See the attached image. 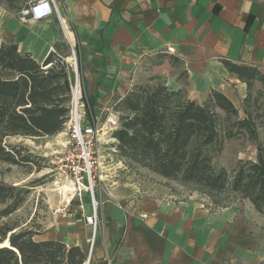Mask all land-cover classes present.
<instances>
[{
  "label": "crops",
  "instance_id": "crops-1",
  "mask_svg": "<svg viewBox=\"0 0 264 264\" xmlns=\"http://www.w3.org/2000/svg\"><path fill=\"white\" fill-rule=\"evenodd\" d=\"M29 1L0 0V46L16 45L41 63L69 29L93 125L150 60H158L154 74L169 90L185 89L194 102L212 92L232 98L238 80L230 66L264 75V0H54L59 18L22 24L17 13ZM99 204L88 264H264V219L254 212L154 198H101ZM86 227L84 221L74 229L72 242L33 240L59 241L86 254Z\"/></svg>",
  "mask_w": 264,
  "mask_h": 264
},
{
  "label": "trees",
  "instance_id": "trees-1",
  "mask_svg": "<svg viewBox=\"0 0 264 264\" xmlns=\"http://www.w3.org/2000/svg\"><path fill=\"white\" fill-rule=\"evenodd\" d=\"M77 72L81 69L77 46ZM237 80L251 88L264 75L246 67H228ZM84 98V93L82 91ZM179 101L173 103L174 98ZM85 99V98H84ZM70 83L67 65L56 53L37 63L18 51L16 45L0 46V161L25 166L32 170L37 159L26 148L3 145L7 137L39 139L54 137L65 130L70 114ZM226 114L235 113L231 103L221 94L212 92L206 103ZM205 103V104H206ZM90 104V103H89ZM132 117L121 120L111 138L119 157L124 161L151 170L162 178L184 183H204L214 192L223 189L225 173L215 175L210 165L209 149L218 145L217 119L207 106L186 100L183 92H168L157 87L153 93L130 95L124 101ZM90 106H88V110ZM249 120L238 122L242 129H251ZM256 139L255 131L252 132ZM233 135L229 134L227 138ZM250 196L256 210L264 206V154L255 164L241 167L234 179ZM251 193V195L249 194ZM29 191L0 184V220L7 219L24 204ZM31 228L17 223L0 225V264H85L87 255L75 246L59 241L35 242Z\"/></svg>",
  "mask_w": 264,
  "mask_h": 264
},
{
  "label": "rangeland",
  "instance_id": "rangeland-1",
  "mask_svg": "<svg viewBox=\"0 0 264 264\" xmlns=\"http://www.w3.org/2000/svg\"><path fill=\"white\" fill-rule=\"evenodd\" d=\"M68 32L71 44L63 34V41L54 52L67 65L68 79L71 85L76 77L75 62L77 68V57L72 33L69 29ZM72 50L75 62L71 60ZM157 61L150 60L140 66L136 76H133L130 82L128 92L119 101L116 96L113 98V103L108 105V111L102 112L103 117L100 125H96L99 128L98 142L96 143L98 163L92 170L98 218L95 235H97L100 226L99 200L101 198L111 202L154 198L162 202L176 204L194 203L209 210L235 208L242 214L254 212L264 219V206L260 211L256 210L245 190L241 187L238 189L234 187V179L238 170L241 167L248 168L250 164H255L258 154L261 152L264 154V85L258 80L252 82L250 89H247V86L240 81L233 84V93L230 99L221 94L231 103L235 113L226 114L218 107L206 103V100L194 102L186 98L187 101L194 102L199 106H207L217 119L218 145L210 148L209 154L214 174L217 175L220 171L225 173L224 187L219 192L209 190L204 183H184L180 180L162 178L147 168L131 161H124L119 157L113 146L115 140L111 138V134L119 128L121 120L132 117V113L124 104L128 96L130 97L132 94L145 95L147 92L153 93L157 87H164L168 92L184 91L186 97L185 89L171 91L166 86L165 79L154 74L153 65ZM78 81L81 87L80 78ZM82 99L83 125H92L88 117L89 111H91V109L88 110L89 101L83 97ZM176 101H179V97L174 98L173 103ZM244 120H249V124L252 125L251 129L244 130L238 126V122ZM112 122H116L115 126L111 124ZM253 131L256 135L255 140H253ZM68 134L65 127L62 133L54 137L29 139L16 136L7 137L4 140L5 147L26 148L29 154L36 157L37 166L29 170L25 166L11 165L0 161V184L23 187L29 191L19 210L9 218L1 219L0 225L8 222L9 224L17 223L21 225V228L29 227L37 233L34 237L35 240L39 237L55 238L66 242L78 240L77 236L73 235V231L77 229L78 225H84L85 220L78 213L79 201L73 196L70 178L62 174L56 164L57 159L64 152ZM229 134L233 135L230 139L227 138ZM249 194L251 195L250 192ZM82 202L88 211L90 204L89 196L86 193L82 194ZM69 213L71 217H67ZM83 232L89 235L86 251L88 256L91 255L95 238L93 239L91 227L87 226Z\"/></svg>",
  "mask_w": 264,
  "mask_h": 264
},
{
  "label": "built area",
  "instance_id": "built-area-1",
  "mask_svg": "<svg viewBox=\"0 0 264 264\" xmlns=\"http://www.w3.org/2000/svg\"><path fill=\"white\" fill-rule=\"evenodd\" d=\"M59 18L54 0H34L27 2L18 13V21L27 24L30 20L42 21L48 17ZM168 52H171L170 50ZM72 53L74 54L73 50ZM76 71V62H75ZM78 73L73 84L70 85V114L66 128L69 132L65 142L64 152L57 159L58 170L70 178L73 196L78 199V211L84 216L87 226L91 227L94 235L97 229L98 218L96 214L95 186L92 170L97 166L98 155L96 150L97 133L96 125H83L81 116L83 107L82 90L78 81ZM116 122H112L115 126ZM89 196V212L82 202V194ZM92 239V242H93Z\"/></svg>",
  "mask_w": 264,
  "mask_h": 264
},
{
  "label": "water",
  "instance_id": "water-1",
  "mask_svg": "<svg viewBox=\"0 0 264 264\" xmlns=\"http://www.w3.org/2000/svg\"><path fill=\"white\" fill-rule=\"evenodd\" d=\"M65 34H66V38H67L69 44H71V43H70V39H69V37H68V33L65 32ZM71 47H72V46H71ZM76 72H77V68H76ZM4 247H8V243H7V242H6V245H5ZM88 263H89V255H88V257H87L86 264H88Z\"/></svg>",
  "mask_w": 264,
  "mask_h": 264
},
{
  "label": "bare ground",
  "instance_id": "bare-ground-1",
  "mask_svg": "<svg viewBox=\"0 0 264 264\" xmlns=\"http://www.w3.org/2000/svg\"><path fill=\"white\" fill-rule=\"evenodd\" d=\"M72 62H75V56H74V54L72 55ZM96 203V202H95ZM6 244H3V245H0V246H5Z\"/></svg>",
  "mask_w": 264,
  "mask_h": 264
}]
</instances>
